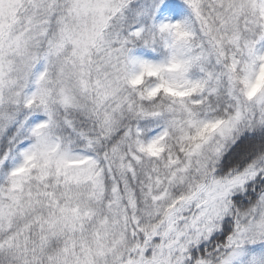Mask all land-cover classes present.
<instances>
[{"label":"snow or ice","instance_id":"1","mask_svg":"<svg viewBox=\"0 0 264 264\" xmlns=\"http://www.w3.org/2000/svg\"><path fill=\"white\" fill-rule=\"evenodd\" d=\"M0 264H264V0H0Z\"/></svg>","mask_w":264,"mask_h":264}]
</instances>
